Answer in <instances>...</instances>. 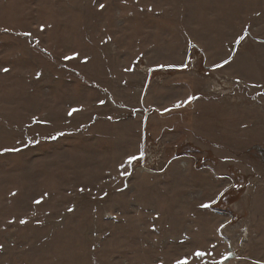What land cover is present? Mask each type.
<instances>
[{"label":"rangeland","instance_id":"rangeland-1","mask_svg":"<svg viewBox=\"0 0 264 264\" xmlns=\"http://www.w3.org/2000/svg\"><path fill=\"white\" fill-rule=\"evenodd\" d=\"M185 259L264 264V0H0V264Z\"/></svg>","mask_w":264,"mask_h":264},{"label":"snow or ice","instance_id":"snow-or-ice-1","mask_svg":"<svg viewBox=\"0 0 264 264\" xmlns=\"http://www.w3.org/2000/svg\"><path fill=\"white\" fill-rule=\"evenodd\" d=\"M100 7L103 8V5H101ZM225 63H228V62L225 61ZM4 71H8V69H4ZM181 106H183V105H182V104H177V105H176V107H181ZM73 111H76V109H74ZM70 114H71V113H70ZM135 159H136V157H131V158H129V163H131V162H132L133 160H135ZM37 202L39 203V201H37ZM202 207H204V208H209L210 205L205 204V205H202ZM21 223H24V221H21ZM204 255H205L204 252H201V251H197V252H195V256H196L197 258H202ZM178 264H189V262L185 259V260H183V261H179Z\"/></svg>","mask_w":264,"mask_h":264},{"label":"built area","instance_id":"built-area-1","mask_svg":"<svg viewBox=\"0 0 264 264\" xmlns=\"http://www.w3.org/2000/svg\"><path fill=\"white\" fill-rule=\"evenodd\" d=\"M146 154H147V153H146ZM146 154H145V155H146ZM145 155H144V156H145ZM142 157H143V156H142ZM144 158H145V157H144ZM146 160H147V159H144V161H146ZM142 166H143V167L145 166V168H146L147 165H146V163H144Z\"/></svg>","mask_w":264,"mask_h":264},{"label":"water","instance_id":"water-1","mask_svg":"<svg viewBox=\"0 0 264 264\" xmlns=\"http://www.w3.org/2000/svg\"><path fill=\"white\" fill-rule=\"evenodd\" d=\"M232 258V255H229L228 259H231Z\"/></svg>","mask_w":264,"mask_h":264},{"label":"bare ground","instance_id":"bare-ground-1","mask_svg":"<svg viewBox=\"0 0 264 264\" xmlns=\"http://www.w3.org/2000/svg\"><path fill=\"white\" fill-rule=\"evenodd\" d=\"M232 250H234L233 248H231L230 252H232Z\"/></svg>","mask_w":264,"mask_h":264}]
</instances>
